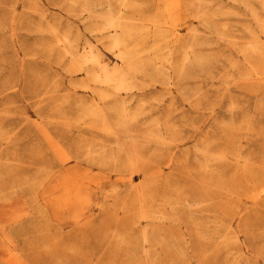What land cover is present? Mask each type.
Wrapping results in <instances>:
<instances>
[{
  "label": "rangeland",
  "instance_id": "obj_1",
  "mask_svg": "<svg viewBox=\"0 0 264 264\" xmlns=\"http://www.w3.org/2000/svg\"><path fill=\"white\" fill-rule=\"evenodd\" d=\"M86 1L90 0H0V169L3 171L11 168L27 176L38 175L39 169L54 160L50 142L38 131L37 123L44 125L54 139L69 146L82 143L85 151L87 142L83 139L94 128L84 123L88 119L83 117V105L79 103L90 101L93 92L81 88L87 82L86 75L71 69V57L64 55L48 28L57 25L60 34L67 33L78 49L84 51V47L92 45L107 63H117L108 42L87 29L91 25L86 21L88 15L83 7ZM134 1L144 10L136 15L138 19L146 14L159 16L164 11V0ZM249 4L264 20L262 3L257 0H212L205 7L210 12H218L219 7L233 12L211 16L218 31L206 29L198 19L188 16L179 27L182 33L189 34L195 27L203 40L208 39L194 47L210 59L207 66H201L205 71H193L197 70L196 66L189 65L188 78L179 80L172 73L173 85L149 81L142 91L136 92V101H147L146 113L139 119L137 129L141 133L154 131L158 121L164 139V143L149 139L140 147L148 168L163 169L160 185L153 195L155 200L167 197L172 203L167 204V213L182 220L180 225L166 222L167 230H174L182 240L178 249L171 241L170 250H156L160 255L158 264H264V199L259 203L251 201L248 195L254 191L248 185H242L241 196H231L233 211L243 210V215L232 218L236 232L232 237L237 242L234 239L228 243V234L219 226V217L229 197L219 188V178L236 183L239 177L235 167L225 163H211L217 172L211 177L203 169L205 157L198 151L199 147L207 148L219 155L232 149L227 143L231 133L226 127L247 124L243 129L248 134L231 139L236 142V149L250 158L249 167L258 175V182H264V165L260 159L264 147V80L256 79L244 53L252 41V32L258 29L250 16ZM258 35L264 41V33ZM183 58L182 50L176 49L174 59L181 62ZM109 117L112 119L113 115L109 113ZM106 140L112 137L107 136ZM89 165L93 174L109 172L83 158V167ZM108 176L111 177L108 183L117 186L120 194L107 199L105 205L110 213L104 214L97 203L104 201L103 193L110 184L102 189L93 188L88 215L98 222L106 216H111V220L108 225L91 229H85L83 223V237L73 242L77 247L80 245L75 250L82 255L78 256L79 264H127L129 257L124 248L115 246L113 232L132 230L137 234L142 227L133 224L138 221V210L132 198L126 197L128 186L117 181L114 173ZM135 181H142V176L135 174ZM235 188L234 184L231 190L236 191ZM176 200L180 204H175ZM244 215L249 218L246 225ZM199 218L203 222L199 228L209 234L210 241L196 237L199 228L193 221ZM77 228L71 225L68 230ZM57 230L51 228L53 233ZM66 232L58 231V238H66ZM39 234L31 230L22 243H32ZM23 252L30 251L25 248ZM33 252L56 253L41 256L45 264L76 263V256H63L61 250L39 248ZM133 259L146 264L141 250Z\"/></svg>",
  "mask_w": 264,
  "mask_h": 264
},
{
  "label": "bare ground",
  "instance_id": "obj_2",
  "mask_svg": "<svg viewBox=\"0 0 264 264\" xmlns=\"http://www.w3.org/2000/svg\"><path fill=\"white\" fill-rule=\"evenodd\" d=\"M257 1H261L264 9V0ZM210 4L212 0H164L162 15L149 17L146 14L145 18L138 19L136 15L143 14L144 10L134 0L86 1L83 7L88 15L86 21L91 25L87 29L108 42L109 50L118 60L115 64L107 63L92 45L84 47V51L78 49L67 33L60 34L57 25H49L48 31L55 35L59 48L65 56L71 57V69L87 77V82L81 88L93 93L90 101H80L79 104L83 105V117L88 119L84 123L94 129L89 137L83 139L87 142L83 152L82 143L69 146L54 139L44 125L37 123L38 131L50 142L54 160L33 176L21 174L18 169L12 170L10 167L6 171L0 169V264H45L41 256L56 254L33 252L39 248L61 250L63 256H76L75 264H79L78 256L82 255L75 250L80 245L77 247L73 242L83 237V223L85 229H91L108 225L111 220V216H106L98 222L88 215L93 188L102 189L110 184L103 193L104 201L97 203L104 214L110 213L105 205L107 199L117 198L120 194L117 186L108 183L111 178L108 173H114L117 181L128 186L126 197L132 198L138 210V221L133 224H142L137 234L132 230L113 232L115 246L124 248L129 257L127 264H142L133 259L139 250L143 251L146 264H158L160 255L156 250H170L171 241L178 249L182 237L174 230L168 231L166 222L180 225L182 220L167 213V204H172L167 197L161 196L155 200L153 195L160 185L163 169L159 166L148 168L140 155V147L146 145L149 139L163 143L164 139L159 132L158 121L154 131L141 133L137 129L139 119L146 113L144 108L147 101H136V92L142 91L149 81L173 85L172 73L179 80L188 78L187 74L191 71L189 65L196 66L197 70L194 68L193 71H205L201 66H207L210 59L195 51L194 47L208 39L203 40L195 27L190 29L189 34H183L179 27L186 23L188 16H192L206 29L218 31L211 16L233 12L220 7L218 12H210L205 8ZM248 6L258 29L251 31L252 41L244 53L256 79L264 80V41L258 35L264 33V20L252 5ZM176 49L182 50L184 58L181 62L174 59ZM109 113L113 115L112 119ZM243 127L246 128L247 124L226 127L231 133L227 143L232 149L214 155L207 148H198L205 157L202 167L208 175L213 178L217 175L211 163H225L234 166L239 177L236 183L219 178V188L229 197L219 217V226L228 234V243L233 242L235 238L232 234H236L232 218L236 214L243 215V210L233 211L230 201L234 198L231 196H241L242 185H248L254 191L248 195L251 201L259 203L264 199V182H258V175L249 167L250 158L237 150L236 142L231 139L235 135L248 134ZM107 136H111L112 140H106ZM261 152L260 159L264 165V147ZM83 158L109 172L93 174L91 165L83 167ZM73 162L75 164L70 165ZM135 174H140L142 181L137 183ZM233 183L236 191L231 190ZM174 203L180 204V200ZM242 217L246 225L249 218L246 215ZM196 220L193 221L195 226H203L200 218ZM71 225H77V230H68ZM51 228L58 230L53 233ZM33 229L40 233L39 236L32 243L24 245L22 241ZM58 231L66 232L68 236L58 238ZM196 237L210 241L209 234L203 228L197 230ZM43 239L50 242L40 243ZM62 239L67 241L62 243ZM25 248L30 252H23Z\"/></svg>",
  "mask_w": 264,
  "mask_h": 264
}]
</instances>
